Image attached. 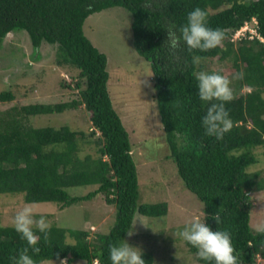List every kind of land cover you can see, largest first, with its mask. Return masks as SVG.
Wrapping results in <instances>:
<instances>
[{
  "label": "trees",
  "instance_id": "1",
  "mask_svg": "<svg viewBox=\"0 0 264 264\" xmlns=\"http://www.w3.org/2000/svg\"><path fill=\"white\" fill-rule=\"evenodd\" d=\"M116 6L132 14L133 44L151 65L154 99L171 156L186 187L203 202L204 222L213 230L231 234L238 264H264L259 261L264 259V232L250 225L252 193L264 189V177L260 171H249L258 162L253 150L264 146V0H0V47L8 33L25 29L36 48L43 42L58 44L55 63L60 68L78 71L62 84L76 91L72 100L0 110V194L23 193L27 203L57 202L61 206L100 194L116 208L110 231L92 237L90 230L53 224L45 239V234L34 228L41 251L37 255L29 248L28 254L36 264L63 259L111 264L109 244L125 242L137 213L149 217L168 213L167 202L139 203L130 134L108 88V58L84 31L90 15ZM196 7L206 10L208 26L221 29L225 39L207 52H189L180 39L172 51L166 41L167 30L179 37L180 26ZM247 23L257 35L250 38L247 32L233 40V34ZM193 56L200 57L198 65L193 64ZM215 59H231L238 73L236 91L248 88L234 94L226 105L233 128L219 141L204 134L202 117L210 105L199 98L193 75L206 72L209 60ZM15 98L13 90L0 93L1 101ZM82 106L90 113V135L69 125L35 126L31 122L37 115ZM90 145L97 146V156L83 154ZM85 185L97 188L85 195L68 191ZM215 213L220 216L219 224L213 218ZM188 245L197 255V249ZM28 247L14 225H4L0 216V264H15L12 258ZM142 253L145 264H155L152 251ZM197 260L214 264L198 256Z\"/></svg>",
  "mask_w": 264,
  "mask_h": 264
},
{
  "label": "rangeland",
  "instance_id": "2",
  "mask_svg": "<svg viewBox=\"0 0 264 264\" xmlns=\"http://www.w3.org/2000/svg\"><path fill=\"white\" fill-rule=\"evenodd\" d=\"M84 31L93 44L108 58L110 74L108 88L115 108L121 115L133 146V157L139 177V203H168V213L149 217L137 213L132 228L133 234L124 243L137 247L138 251H152L155 264H201L179 232L194 218L204 222V204L190 191L178 173L176 162L154 99V75L150 63L142 57L133 44L132 14L123 7H111L90 15ZM58 44L43 42L33 46L25 29L11 31L0 47V93L13 90V101H1L0 110L28 103H59L76 97L74 89L65 88L63 81H71L78 75L76 68H60L56 63ZM222 71L220 74L231 80L234 94L238 73L232 60H209L207 69ZM35 126L69 125L74 130H84L90 135V113L82 106L62 113L41 114L31 117ZM99 134L94 136L97 138ZM258 162L249 171H260L264 177V146L253 150ZM97 156V146L86 147L85 153ZM96 185L68 188L71 195H85ZM253 207L250 225L256 231L264 227V189L252 193ZM25 205L33 207L36 219L43 215L53 225L108 233L116 218L115 205L108 204L98 194L92 199L61 206L57 202L27 203L23 193L0 194V216L4 225H13L17 211ZM146 225H144L143 223ZM148 226V227H147ZM260 262L264 259L260 258ZM39 264H87L78 259L73 263L63 260H45Z\"/></svg>",
  "mask_w": 264,
  "mask_h": 264
},
{
  "label": "clouds",
  "instance_id": "3",
  "mask_svg": "<svg viewBox=\"0 0 264 264\" xmlns=\"http://www.w3.org/2000/svg\"><path fill=\"white\" fill-rule=\"evenodd\" d=\"M167 32L166 41L172 51L178 48L180 39L187 45L189 52L213 50L220 46L225 39V34L221 29H213L208 26V13L200 7L194 8L187 14V23L180 26L179 37L174 31L167 30ZM192 62L194 65H198L200 57L193 56ZM145 75L150 77L154 74L146 72ZM193 75L198 82L199 98L210 105L202 117L204 134L214 137L218 141L223 140L225 133L230 132L233 128V121L226 107L235 98L231 80L215 71L211 73L194 72ZM240 75L242 77L243 74ZM261 98L264 99V96ZM36 215L37 213L30 205H25L15 214L14 229L29 246L21 249L18 256L12 258L15 264H36L33 257L28 254L29 248L37 255L41 251L37 246L39 237L34 232V228L38 229L40 233H44L45 239L51 228V224L43 215L39 219L35 218ZM213 218L218 224L220 223L218 213L213 214ZM256 231L264 232V228L258 227ZM132 234V232H128L129 236ZM179 235L197 249V256L204 261H214V264H238L237 257L234 255L235 248L231 234L227 231L213 230L197 217L186 224ZM109 258L111 264H145L143 253L130 243L109 244ZM96 262L98 261L96 260L95 264Z\"/></svg>",
  "mask_w": 264,
  "mask_h": 264
},
{
  "label": "built area",
  "instance_id": "4",
  "mask_svg": "<svg viewBox=\"0 0 264 264\" xmlns=\"http://www.w3.org/2000/svg\"><path fill=\"white\" fill-rule=\"evenodd\" d=\"M247 32H250L251 33V36L250 38H253L254 35H257V31L255 28H252L248 23L245 24L243 27H241L239 30H237L233 36H232V39L233 40H236V39H239L240 37L242 36H246L247 35ZM264 40V39H262ZM96 264H98V262H96Z\"/></svg>",
  "mask_w": 264,
  "mask_h": 264
}]
</instances>
